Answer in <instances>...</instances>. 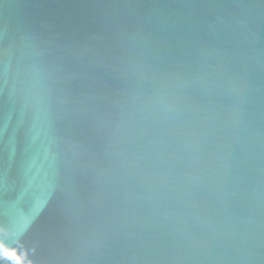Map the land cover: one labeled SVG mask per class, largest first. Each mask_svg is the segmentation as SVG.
Listing matches in <instances>:
<instances>
[{"label": "water", "instance_id": "1", "mask_svg": "<svg viewBox=\"0 0 264 264\" xmlns=\"http://www.w3.org/2000/svg\"><path fill=\"white\" fill-rule=\"evenodd\" d=\"M17 261L264 264V0H0Z\"/></svg>", "mask_w": 264, "mask_h": 264}, {"label": "snow or ice", "instance_id": "2", "mask_svg": "<svg viewBox=\"0 0 264 264\" xmlns=\"http://www.w3.org/2000/svg\"><path fill=\"white\" fill-rule=\"evenodd\" d=\"M13 256H14L13 253H7V252L4 253V258H5V259H12ZM16 264H19V261H17Z\"/></svg>", "mask_w": 264, "mask_h": 264}]
</instances>
